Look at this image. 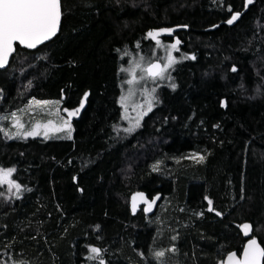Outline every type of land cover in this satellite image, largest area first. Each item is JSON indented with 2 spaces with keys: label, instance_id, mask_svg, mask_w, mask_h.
Here are the masks:
<instances>
[{
  "label": "trees",
  "instance_id": "obj_1",
  "mask_svg": "<svg viewBox=\"0 0 264 264\" xmlns=\"http://www.w3.org/2000/svg\"><path fill=\"white\" fill-rule=\"evenodd\" d=\"M60 2L58 35L0 71V115L85 105L71 138L0 130L21 189L0 184V264H221L245 224L264 247V0ZM162 30L178 61L131 127L123 70ZM135 194L159 197L151 214L132 211Z\"/></svg>",
  "mask_w": 264,
  "mask_h": 264
},
{
  "label": "rangeland",
  "instance_id": "obj_2",
  "mask_svg": "<svg viewBox=\"0 0 264 264\" xmlns=\"http://www.w3.org/2000/svg\"><path fill=\"white\" fill-rule=\"evenodd\" d=\"M154 33L158 35L150 37L155 45L145 54L138 53L132 56L123 70L125 79L120 104L123 108L124 119L131 127L137 126L142 117L148 113L149 102H151V106L153 102V89L170 80V71L178 61L177 53H180L177 35L174 34L173 30H162ZM163 37L167 38L168 42H164L162 40ZM173 44H176V48L171 47ZM169 56L174 57L175 60L170 67H167L164 72V78L152 79L146 74L145 68L155 58H160L164 66L167 64ZM133 72L135 73L134 77L132 75ZM85 100V98L82 99L80 106L75 110H61L59 109V103L56 101H34L30 104L28 113L24 116L16 115L6 120L0 115V130L8 139L26 140L29 138H40L48 140L56 137L69 138V136L71 138L73 133L72 121L79 116L85 105ZM69 112H76V115L69 116ZM4 119L7 121L6 123H4ZM17 121L19 124H17ZM65 121L70 123V129L65 124ZM21 125L22 127H20ZM37 126H39V135H24ZM45 132L47 133L46 136ZM6 185L9 189V185ZM141 196L140 194H135L131 198L132 211L135 212L139 207L145 210L151 204L143 196V199H141ZM134 203L135 209L133 208ZM163 252L165 251L163 250Z\"/></svg>",
  "mask_w": 264,
  "mask_h": 264
},
{
  "label": "snow or ice",
  "instance_id": "obj_3",
  "mask_svg": "<svg viewBox=\"0 0 264 264\" xmlns=\"http://www.w3.org/2000/svg\"><path fill=\"white\" fill-rule=\"evenodd\" d=\"M251 2L252 0H248V3ZM239 15L240 13H234L227 23L232 24L238 19ZM60 16V0H0V68L7 64L9 56L15 50L14 45L16 42L25 47L34 48L55 35ZM148 35L155 37L158 34L149 33ZM171 47L176 48V44L171 45ZM174 60V57L169 56L167 64L163 67L159 63H151L145 68V72L152 79L164 78V72L167 70V67L171 66ZM132 75L134 77L135 73L133 72ZM149 110H151V102H149ZM68 115H76V112H69ZM17 124H19L18 121ZM65 124L70 129V123L65 121ZM38 127L33 128L32 131L24 135H39ZM127 130L131 131V129ZM46 135L47 133L45 132ZM197 159L203 161L204 157L200 156ZM13 172H15V169L5 170L0 168V184H8L9 190L14 187L19 192L21 190L20 185L11 179ZM141 199H143L142 196ZM211 203L209 201L210 205ZM133 208L135 209V203L133 204ZM149 208H151V204H149ZM209 210L211 211V208ZM242 228L247 235L251 226L245 224ZM91 251L99 253L100 250L92 248ZM172 251H175V249H172ZM154 255L156 258H161L165 253L158 251ZM262 260H264V247H261L254 238L248 242L240 258H237L235 253L228 256L229 264H261ZM101 264H103V261H101Z\"/></svg>",
  "mask_w": 264,
  "mask_h": 264
},
{
  "label": "water",
  "instance_id": "obj_4",
  "mask_svg": "<svg viewBox=\"0 0 264 264\" xmlns=\"http://www.w3.org/2000/svg\"><path fill=\"white\" fill-rule=\"evenodd\" d=\"M60 6H61V2H60ZM61 21H62V17L60 16L58 29H57L55 35H53L50 39L45 40L43 43L38 44V45H37L36 47H34V48H28V47H25V46H23V45H20L18 42H16L15 45H14V49H16V46H19L21 49H25V50H28V51H33V50L37 49L38 47H40V46H42V45H44V44H47L48 42H50L53 38H55V37L58 35V33H59V31H60V27H61ZM14 53H15V50H14V51L11 53V55L9 56L8 61H7V64H6L4 67L0 68V71L6 70V69L9 67V65H10V61H11L12 56L14 55ZM151 63H159V64H161V66L163 67L162 62H160V61H158V60H154V61H152ZM151 63H150V64H151ZM148 66H149V65H148ZM148 66H147V67H148ZM147 67H146V68H147ZM146 74H147V73H146ZM147 75H148V74H147ZM148 76H149V75H148ZM149 77H150V76H149ZM158 200H159V197H155V198L153 199L152 203H151V208L147 207V208L145 209V212H146L147 214H151V213H152L153 208H154V206H155V204L157 203ZM210 208H211V207H208V210H209ZM209 211H210V210H209ZM242 230H243V228H242ZM243 236H244V238H245L246 241H245V243H244V245H243V247H242L241 252H240L239 254L236 253V252H231V253L227 254V255L224 257V259L222 260L221 264H229V262H228V256H229L230 254H232V253H235L237 258H240V257H241L242 252H243V250L245 249L246 245L248 244V242H250L251 239H253L252 228L250 229V231L248 232L247 235L245 234V232H244V230H243ZM258 244L262 247V245H261L259 242H258ZM261 264H264V260L261 261Z\"/></svg>",
  "mask_w": 264,
  "mask_h": 264
}]
</instances>
